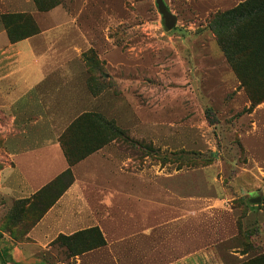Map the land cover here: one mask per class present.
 <instances>
[{
    "label": "rangeland",
    "instance_id": "1",
    "mask_svg": "<svg viewBox=\"0 0 264 264\" xmlns=\"http://www.w3.org/2000/svg\"><path fill=\"white\" fill-rule=\"evenodd\" d=\"M164 1L178 19L171 31L156 0H53L44 13L33 0H0V264H75L57 241L67 222L59 213L79 199L122 196L114 185L120 193L133 186L135 194L198 198V208L213 209L209 231L230 233L232 249L242 241L240 252L264 255V102H257L264 48L244 59V83L212 29L219 14L249 0ZM14 13L38 28L33 39L51 74L20 100L10 97L18 50L2 21ZM25 25L19 31L31 32ZM62 69L72 75H52ZM90 98V108L78 107ZM84 110L113 121L124 137L103 148V160L77 169L79 186L50 214L59 230L42 246L30 233L50 211L40 218L39 205L50 201L20 207L32 196L4 191L6 169L11 154L59 141ZM258 197L260 204L250 202ZM19 207L26 223L41 220L27 229L13 218ZM246 231L256 235L255 250Z\"/></svg>",
    "mask_w": 264,
    "mask_h": 264
},
{
    "label": "crops",
    "instance_id": "2",
    "mask_svg": "<svg viewBox=\"0 0 264 264\" xmlns=\"http://www.w3.org/2000/svg\"><path fill=\"white\" fill-rule=\"evenodd\" d=\"M11 46L17 47L18 67L10 76L17 78L16 89L10 97L20 100L47 82L51 74L44 64L46 56L38 54L33 37ZM56 73L62 78L72 75L68 69L54 71L52 75ZM88 101L78 107L90 108L92 101L96 100L90 98ZM85 112L91 111L84 110L79 115ZM103 152L104 149L73 167L74 184L30 233V237H36L40 245L44 246L47 239L59 230L50 223L49 216L58 205L66 204V197L79 186L77 169L86 161L103 160ZM11 160L13 166L6 169L10 176L9 185L4 187V191L20 198L33 196L68 168L58 140L11 154ZM112 189L122 196H107L91 201L79 199L73 202L76 206L63 208L59 213L67 221L62 231L64 235L98 227L107 242L101 248L75 257L72 260L75 264H243L257 255L240 252L242 241L233 244L235 248L232 249L230 233L209 231L205 217L213 209L211 212L209 208H198V198L157 197L144 191L135 194L133 186L123 188L121 193L118 185ZM91 204L96 207H91ZM214 236L221 239L215 240ZM251 237L254 238L251 244L255 250L257 238L255 234Z\"/></svg>",
    "mask_w": 264,
    "mask_h": 264
},
{
    "label": "trees",
    "instance_id": "3",
    "mask_svg": "<svg viewBox=\"0 0 264 264\" xmlns=\"http://www.w3.org/2000/svg\"><path fill=\"white\" fill-rule=\"evenodd\" d=\"M33 1L36 3L37 10L41 13L49 12L56 5L52 3L53 0ZM28 19L25 14L19 13L2 16L5 32L11 44H16L39 34V30L33 25V21L31 23ZM26 21L30 22L28 27H32V31L20 32L19 28L26 26ZM212 29L218 37V42L230 66L245 83L241 72L244 59L264 48V0H249L219 14L213 21ZM257 102H264V98ZM207 117L211 122L212 116L209 111ZM123 137V132L118 129L115 123L107 120L99 113L85 112L77 116L59 137V144L68 163V168L31 198L21 200L20 207L24 208V203L26 206H30L32 203L36 204L38 200L44 198L50 202L47 205H39L42 211L40 218L43 217L74 184L73 167L94 153L99 152L109 143L119 141ZM20 207L14 213L17 217L14 216L13 218L19 222L24 220L26 223L27 218L21 216ZM25 213L24 211L23 215ZM40 218L36 219L34 223H26V228L33 227L41 220ZM251 235L252 233L242 234L244 237H251ZM57 241L64 245L71 258L107 244L103 233L98 227L82 230L72 235H60ZM249 246L246 244L245 248ZM251 248L250 246V250ZM263 262L264 255L261 253L243 264H263Z\"/></svg>",
    "mask_w": 264,
    "mask_h": 264
},
{
    "label": "water",
    "instance_id": "4",
    "mask_svg": "<svg viewBox=\"0 0 264 264\" xmlns=\"http://www.w3.org/2000/svg\"><path fill=\"white\" fill-rule=\"evenodd\" d=\"M156 4H157L159 12L163 16V21L166 26V30L167 31L173 30L176 27L177 22H178L177 17L174 14H172V12L168 8L164 0H156ZM250 202L253 204H260L262 202V199L260 197L254 198V199H251Z\"/></svg>",
    "mask_w": 264,
    "mask_h": 264
}]
</instances>
